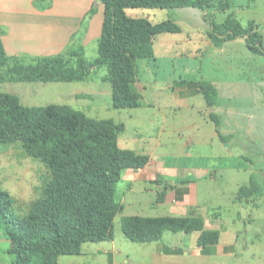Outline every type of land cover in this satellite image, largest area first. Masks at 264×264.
<instances>
[{
  "label": "rangeland",
  "instance_id": "obj_1",
  "mask_svg": "<svg viewBox=\"0 0 264 264\" xmlns=\"http://www.w3.org/2000/svg\"><path fill=\"white\" fill-rule=\"evenodd\" d=\"M255 1L233 0L232 11L242 25L256 20L264 40V0ZM99 5L97 0L81 14L78 27L70 28L57 6L49 11L43 1L33 8L29 4L28 12L48 13L55 20L53 26L41 21L13 28L0 25L10 67L33 65L42 58L68 59V53L80 47L87 62L96 60ZM228 13H217L216 23ZM126 14L152 24L170 19L181 29L155 36L154 57L136 60L139 108L113 107L106 67L91 70L80 82H0V93L16 95L25 106L62 105L91 119L123 123L119 147L144 151L150 157L151 164L144 169L122 172L116 193L122 210L113 221L112 240L85 243L80 255L61 256L57 264H264V57L251 54L241 38L221 49L212 46L209 23L198 9L137 8L127 9ZM27 15L31 14L23 16ZM92 24L96 26L91 29ZM65 27L70 31L67 36ZM30 45L39 46L30 49ZM75 63L71 60L72 67ZM201 82L217 87L215 107H207L198 89ZM211 113L220 117L219 132L226 143L220 141ZM1 148L0 184L23 217L41 195L49 173L25 155L19 143ZM252 176L263 195L237 199L239 188L248 185ZM191 215L203 218L206 229L220 232L216 246L201 251L197 233L170 232L156 243H132L121 231L124 217ZM8 249L9 241L0 230V264H11Z\"/></svg>",
  "mask_w": 264,
  "mask_h": 264
},
{
  "label": "trees",
  "instance_id": "obj_2",
  "mask_svg": "<svg viewBox=\"0 0 264 264\" xmlns=\"http://www.w3.org/2000/svg\"><path fill=\"white\" fill-rule=\"evenodd\" d=\"M233 0H99L102 22L97 41L98 58L87 62L83 48L70 51L68 59L42 58L36 64L10 67L0 31V82H80L91 70L106 67L115 109H137L142 96L136 90V60L154 57L153 41L163 33H180V27L167 19L152 24L147 19L130 18L127 9L194 8L209 23L207 36L215 48L241 38L248 51L264 57V40L255 22L242 25L229 13L216 23L217 13L233 9ZM255 0H251L254 3ZM91 13L95 11L92 8ZM71 60L75 65L71 66ZM208 108L218 104L217 87L198 84ZM221 142L220 117L211 113ZM125 131L123 123L95 120L67 106L29 107L10 93H0V146L19 143L23 153L42 163L49 179L41 195L20 217L14 200L0 184V230L9 241L11 264H57L61 256H78L85 243L112 240V226L122 206L116 201L117 185L123 171H140L150 162L118 145ZM165 192L160 193L158 202ZM263 191L255 176L238 190L237 199L261 197ZM123 236L132 243H156L166 232L197 233V246L204 251L219 243L220 232L205 228L197 216H129L121 220Z\"/></svg>",
  "mask_w": 264,
  "mask_h": 264
},
{
  "label": "crops",
  "instance_id": "obj_3",
  "mask_svg": "<svg viewBox=\"0 0 264 264\" xmlns=\"http://www.w3.org/2000/svg\"><path fill=\"white\" fill-rule=\"evenodd\" d=\"M38 1H43L45 4H47L49 6V9H48L49 11L54 10V8L56 6L58 9L63 10L65 13L61 17L62 22L64 21L66 23V27H70V28H77L78 25L80 24L79 17L81 16V14L86 13L88 11V9L90 8V6H92V4H95V2H97V0H24L23 2H19V0H0V25L2 24L4 26L13 28L14 26H16L19 23H20V26L22 27V26H27V23L41 21V22H43V24L45 26L47 24H49L50 26L51 25L53 26V23H54L53 21L55 20V17H52L51 14L47 13V14H43L40 16L38 13H33L32 11L31 12L27 11V10H29L28 8H30L29 4L33 8L34 3L38 2ZM26 2H27V4L25 5ZM99 8L101 9V13H102L101 4L99 5ZM77 12H79V15L76 14ZM26 13H29L31 15L23 16V15H26ZM229 13L234 14V11H232V9H231L229 11ZM25 18H27V21L24 23ZM32 19H34V20H32ZM39 19H41V20H39ZM251 21L255 22V24L258 26V31H259L260 25L258 24V22L256 20H253V19ZM101 22H102V20H101ZM101 22H100V24H101ZM94 26H96V24H92L91 29ZM66 27H65L64 31H65L66 36H67L70 34V33H68L70 31H67ZM100 28H101V25L98 29L99 34H100ZM3 38L4 37L2 35V42L4 45L5 52H6L7 51L6 42H5V39H3ZM88 38H89V36H88ZM63 41L64 42L59 46L60 47L59 52H61L64 49L63 45L67 41V38L64 39ZM37 46H39V45H36V46L30 45L29 48L31 49V48H34ZM41 46L49 47V45H41ZM130 150H132V149H130ZM136 153L149 156L148 153L144 154V151L140 152V153H138V152H136ZM149 164H151V163H149Z\"/></svg>",
  "mask_w": 264,
  "mask_h": 264
}]
</instances>
